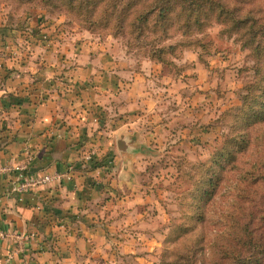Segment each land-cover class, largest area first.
Here are the masks:
<instances>
[{
  "label": "rangeland",
  "instance_id": "obj_1",
  "mask_svg": "<svg viewBox=\"0 0 264 264\" xmlns=\"http://www.w3.org/2000/svg\"><path fill=\"white\" fill-rule=\"evenodd\" d=\"M65 1L0 0V63L31 60L46 65L52 56L58 55L55 59L59 62L64 59L65 50L75 53L74 49L88 46V53L103 59L123 83L139 79L135 80L138 97H149L150 90L155 91V104L139 103L136 112L138 117L145 116L141 128L162 126L166 130L156 131L157 137L147 143L149 151L139 177V189L153 200L144 206L142 215L151 217L153 225L147 230L155 241L137 252L147 254L142 255L144 259L130 262L213 264L218 258L228 260L238 239L247 237V213L253 210L260 218H254L250 227H256L255 237H264L262 211L247 204L248 199L258 201L264 194V182L261 187L247 183L264 172V117L248 126L246 108L247 97L250 103L261 101L247 90L260 80L255 74L258 61L243 44L247 35L240 37L229 30L233 17L238 22L247 18V0H85L81 10L69 8ZM258 1L262 5L263 0ZM160 9H171L161 18L164 28L157 25ZM185 10L200 25H192L183 36L177 28H182L189 16ZM145 16L149 21L143 28L140 22ZM162 29L170 31L163 33ZM171 45L175 50H168ZM161 46L166 48L164 65L156 58ZM66 71L59 65L52 80L63 83L61 95L69 89L78 90L71 88L68 80L72 74ZM112 88L114 95L120 89ZM90 102L96 105L94 98ZM109 109L106 116L103 112L96 116L103 131L114 127V119L122 116L123 108L120 113L114 105ZM154 110L163 118L153 119ZM175 112L180 114L178 119ZM99 137L88 139L96 144L103 134ZM95 144L82 154L86 166L94 162L95 150L100 149L92 146ZM143 146L139 151L145 153ZM115 150L107 152L109 160L115 157ZM220 153H224V168L218 172L221 181L216 194L203 203L193 200L194 182L196 185L206 175L207 166L215 167ZM175 158L180 159L178 165L173 164ZM101 164L107 168L108 178L113 161Z\"/></svg>",
  "mask_w": 264,
  "mask_h": 264
},
{
  "label": "crops",
  "instance_id": "obj_2",
  "mask_svg": "<svg viewBox=\"0 0 264 264\" xmlns=\"http://www.w3.org/2000/svg\"><path fill=\"white\" fill-rule=\"evenodd\" d=\"M74 50H65L60 62L58 55L52 56L46 65L0 63V162L28 165L30 175L60 172L72 177L20 194L12 191L15 174L0 178V264H132L144 259L147 254L139 250L153 239L147 230L153 221L142 215L151 198L139 189V177L147 143L165 129L141 128L145 116L136 112L139 103L155 104V91L138 97V78L123 83L103 59L88 53V46ZM59 65L72 74L68 82L78 90L60 94L63 83L52 81ZM112 87L120 88L115 95ZM36 98L43 100L31 104ZM111 105L119 113L123 108L122 116L103 131L96 116H106ZM153 112V119L163 118ZM97 134H103L101 142L88 139ZM90 144L100 149L88 167L82 154ZM141 144L145 153L139 151ZM111 145L116 150L109 160ZM103 160L113 161L111 177Z\"/></svg>",
  "mask_w": 264,
  "mask_h": 264
},
{
  "label": "trees",
  "instance_id": "obj_3",
  "mask_svg": "<svg viewBox=\"0 0 264 264\" xmlns=\"http://www.w3.org/2000/svg\"><path fill=\"white\" fill-rule=\"evenodd\" d=\"M178 1H185L186 0H178ZM66 4L69 8H76V10L82 9V4L85 3V0H66L63 2ZM196 4H199L198 2ZM160 21L157 25H160L162 28H164L162 25L164 21L161 22V18L166 14L167 12L171 11V9H160ZM185 12L189 15L187 18H184V26L182 28L178 27L177 30L182 32L183 36L187 35V31L192 25L199 26L197 19H194L190 13H188L187 10ZM222 15L225 13V11L220 12ZM257 15V16H256ZM218 17V15H217ZM246 18V17H245ZM140 22L143 28L147 25L149 19L148 16H145L141 19ZM236 19L233 17L232 21L230 23L229 30L231 33L236 34L237 36H244L247 35V41L243 44L247 46V49L253 52L254 58H257V65L255 67V74L257 76H260L259 82L256 84H250L249 88L247 89L248 92H253L255 96H259L258 98L261 99V101H253L252 103L249 102V98L247 97V120H248V126H250L253 123H256L259 117H264V0L262 5H260L258 0H247V18L246 19ZM247 22V23H246ZM175 25V22H174ZM247 25V26H246ZM170 26V25H168ZM172 28V27H169ZM174 29V27H173ZM141 30V29H140ZM163 33H167L170 30L164 31L162 29ZM165 37H169L168 34L165 35ZM184 38V37H183ZM175 46L171 45L168 50L174 49ZM166 48L164 46H161L159 49V53H157L156 58L157 61L162 63L164 65V59L163 55L165 53ZM175 50V49H174ZM167 53V52H166ZM161 55V57H160ZM38 87V86H37ZM33 90L38 91V88H34ZM38 99L36 98L35 101H32L31 104H39L41 100L38 103ZM233 142V141H232ZM232 142L230 146H232ZM249 141H247L248 143ZM228 146V145H227ZM226 146V147H227ZM249 146V145H248ZM226 150H228L226 148ZM224 157V153L219 154V158L215 161L213 166H207L206 167V175L202 177L199 183L195 182L192 187V197L193 200H197L199 202L208 201L211 197H213L216 194V191L218 189V184L221 181L220 175H218V172L220 169L224 168L221 164L222 158ZM233 158V157H232ZM231 158V159H232ZM180 160V159H179ZM179 160L177 158L174 159L173 164L178 165ZM182 160V159H181ZM235 160V159H234ZM233 159L231 161H234ZM216 166H218V170H216ZM256 166H259L257 163ZM264 168V164L262 165ZM178 170V169H177ZM260 172V171H259ZM180 174L178 173L177 179L180 178ZM249 182V183H248ZM264 182V172L261 171L260 175L257 177H253L250 181H247L249 185H257L258 187H261L262 183ZM247 184V189L248 188ZM250 190H252L250 188ZM193 194H196V196H193ZM187 196V193L185 194ZM195 197V199H194ZM264 194L260 195L257 199L251 198L248 199L247 204L248 205H254L259 206V210L262 211L261 217L264 216V207L261 206V202H263ZM250 202V203H249ZM200 204V203H199ZM253 206V208H254ZM259 219L260 217L257 216L256 211H250L247 213V237L245 238H239L237 241V244L233 248L234 255L228 260L227 258H218L213 262V264H237L236 262H242V264H264V237H255L256 235V227L255 230L252 229L251 223L253 219ZM225 250V248H222ZM245 253H247L245 255ZM233 254V253H232ZM241 258H243L246 261H243ZM203 264V263H201Z\"/></svg>",
  "mask_w": 264,
  "mask_h": 264
},
{
  "label": "built area",
  "instance_id": "obj_4",
  "mask_svg": "<svg viewBox=\"0 0 264 264\" xmlns=\"http://www.w3.org/2000/svg\"><path fill=\"white\" fill-rule=\"evenodd\" d=\"M27 161L31 162L32 158L29 152L26 155ZM90 155L86 157V160ZM15 174L12 182V191L15 193H23L30 189L40 188L44 185H49L63 180L70 181L71 176L69 173L55 172L53 174L30 175L28 173V165L13 166L10 164H3L0 162V178Z\"/></svg>",
  "mask_w": 264,
  "mask_h": 264
}]
</instances>
